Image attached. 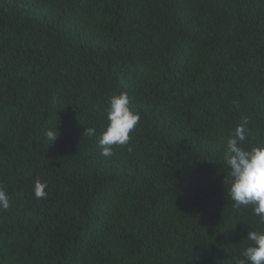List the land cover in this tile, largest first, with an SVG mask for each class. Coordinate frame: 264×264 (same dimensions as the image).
<instances>
[{
  "label": "trees",
  "instance_id": "obj_1",
  "mask_svg": "<svg viewBox=\"0 0 264 264\" xmlns=\"http://www.w3.org/2000/svg\"><path fill=\"white\" fill-rule=\"evenodd\" d=\"M121 93L140 120L102 156ZM242 117L264 146V0H0V264H238Z\"/></svg>",
  "mask_w": 264,
  "mask_h": 264
},
{
  "label": "clouds",
  "instance_id": "obj_2",
  "mask_svg": "<svg viewBox=\"0 0 264 264\" xmlns=\"http://www.w3.org/2000/svg\"><path fill=\"white\" fill-rule=\"evenodd\" d=\"M139 120V113L132 109L127 93L113 96L107 110L108 124L99 138L100 154L111 156L114 147L127 145ZM248 125V118L242 117L227 139L224 162L228 167V195L237 209L251 205L253 214L264 223V146H244L250 137ZM94 133L95 129L87 127L85 135ZM45 135L53 144L59 132L57 129L48 130ZM47 187L46 182L36 180L33 186L35 198H45ZM10 207V197L0 186V211H7ZM246 239L252 243L243 250L244 259L238 264H264V231H248Z\"/></svg>",
  "mask_w": 264,
  "mask_h": 264
}]
</instances>
